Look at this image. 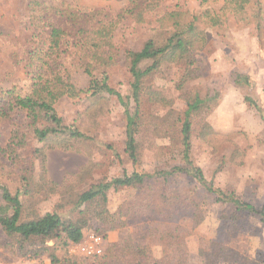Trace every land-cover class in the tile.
<instances>
[{"label":"rangeland","instance_id":"obj_1","mask_svg":"<svg viewBox=\"0 0 264 264\" xmlns=\"http://www.w3.org/2000/svg\"><path fill=\"white\" fill-rule=\"evenodd\" d=\"M39 4L33 8L32 3ZM149 0H0V92L16 88L20 93L31 89L33 73L28 70V55L38 41V36L49 31L51 26L61 27L67 41L76 40L78 46L68 43L62 52L73 53L84 42L95 38L101 27L114 26L113 46L102 47L99 55L111 59L108 68L109 85L123 96L130 93V77L126 70L125 50L138 51L142 43L152 36L162 43L164 34L153 31L155 15L144 14V23L136 25L128 13ZM159 11H188L191 15L204 12L217 17L214 23L204 26V48L196 58L200 66L197 78L181 81L184 65L162 64L149 81L151 89L159 92L169 106L153 104L142 97L139 130L135 136L143 171L167 168L181 163L179 122L176 117L186 106L183 96L198 93L201 97L218 92L217 106L202 116L190 117L191 161L199 167L207 180L224 193H233L237 198L257 208L264 205V0H155ZM37 10L39 20L30 25ZM157 10V11H158ZM35 13V15H37ZM38 19V18H37ZM43 33V34H42ZM86 41H83L86 39ZM81 44V45H80ZM81 65L83 64L82 61ZM79 62L58 64L55 69L73 70L71 82L80 91H85L88 79L82 73ZM75 64V65H74ZM71 71V70H70ZM236 74L243 79L234 83ZM181 87V88H180ZM6 103L0 105V184L12 193L20 192V201L39 215L47 212L66 214L75 194L82 193L90 184L110 179L122 169L130 171L131 162L125 152V112L114 96L106 93L92 97L89 92L76 98H59L54 108L64 125L73 126L85 136L84 140L68 139L62 134L49 135L46 143L27 139L25 148H16L26 160L30 159L34 180L42 174L41 156L33 158L29 152L43 148L45 176L56 187V193L45 194L35 188L31 193L21 192L20 167L13 166L4 151L11 144V133L27 131L25 117L16 110L4 113ZM171 110L173 115H167ZM5 114V115H4ZM167 116V117H166ZM172 120L168 123V120ZM213 133L208 142L200 137L203 123ZM66 142V143H65ZM65 147H67L65 149ZM29 162V161H28ZM13 167L14 171H10ZM84 170L85 176L78 174ZM194 181L183 174L170 178L169 188L196 197L203 215L195 228L188 213L175 211L163 218L154 211L138 214L131 224L107 233L104 239V257L89 260L71 252L70 245L53 250L60 262L76 264H135L147 262V258L159 260L163 249L159 244H150L148 234L170 227L191 230L187 237L190 252L189 264H205L198 255L199 239L220 243L234 251L237 263L217 261V264H264V224L254 215H245L236 220L225 219L235 209L230 204H221L203 191ZM64 187H73L70 195L61 196ZM74 194V195H73ZM138 195L137 190L119 189L108 193L107 209L116 213L126 200ZM3 201L0 199V205ZM62 207H61V206ZM74 216V213H72ZM84 234L90 232L85 229ZM130 235L125 247L124 236ZM9 239L0 228V264H52L48 253L40 247L26 246L22 250L8 248ZM53 241L46 246L52 247ZM125 247V248H124ZM109 250V252H108ZM134 252V254H132Z\"/></svg>","mask_w":264,"mask_h":264},{"label":"trees","instance_id":"obj_2","mask_svg":"<svg viewBox=\"0 0 264 264\" xmlns=\"http://www.w3.org/2000/svg\"><path fill=\"white\" fill-rule=\"evenodd\" d=\"M38 5L36 1L32 3L33 8ZM158 6V1L149 0L146 4L138 6L133 12L128 13L136 25L144 23L145 13L154 14L156 25L152 30L164 34L162 43H157L155 38L150 36L142 43L138 51L130 49L124 51L126 70L131 79L128 95L123 96L110 87L108 68L113 63L111 59H104L98 54L100 48L113 46L111 40L116 22L110 23L109 27L97 29L94 39L91 38L90 42L86 41L87 38L84 39L83 41H86L84 45L70 54L63 53L62 47L68 43L78 46L79 43L77 44L76 40L68 42L64 29L59 26H51L49 31L45 32L46 36L43 33L38 36V41L28 55L27 68L33 73L31 90L28 93H20L16 88H13L0 92V105L4 103L7 105L4 113H7L8 110H16L25 117L27 131L12 132V147H10L11 144L8 145L3 154L12 161L13 166L20 167L21 192L28 194L38 188L39 192L45 191L44 193L48 195L56 193L57 189L44 175L43 148L29 152V156L33 158L41 156L42 159V174L37 181L33 177L30 159L26 160L17 152L16 148H25L27 139L30 138L38 143H46L48 136L54 134H62L69 140L81 141L85 139V136L73 126L64 125L62 119L57 115L54 104L61 97L73 99L80 93L86 92H89L92 97L103 93L114 96L125 112V152L132 166L130 171L122 169L119 175L90 184L86 191L75 194L66 214L47 212L39 215L34 209L27 208L21 203L19 191L12 193L5 185L0 184V199L3 201V204L0 205V228L9 239L8 248L22 250L26 246H36L48 253L52 264H76L68 260L60 262L53 250L55 245L56 247H68L71 243L81 241L85 237V229L90 234L101 235L105 239L107 233L131 224L138 214L146 211H154L163 218L170 217L175 211H184L190 215L192 227L195 228L203 220L198 199L179 192L177 188H169L170 178L181 174L194 181L205 193L213 196L216 202L230 204L234 207L235 210L230 215H224L225 219L236 220L242 214L254 215L264 224V205L257 208L251 203L237 198L233 193H224L207 180L203 171L191 161L189 119L192 115L202 116L203 113H207L217 106L219 94L216 91L208 93L204 97L193 93L182 98L186 108L175 120L180 124L179 143L181 147L179 155L181 163L167 168L159 167L151 172L140 169L141 161L137 152L135 136L140 125L142 97L146 96L147 100L153 104L163 106L171 104V101H167L159 92L151 89L149 81L164 63H182L184 65V75L180 82L197 78L201 72L196 56L206 43L203 28L213 24L214 19L217 20V17H210L206 12L199 15H191L188 11L179 10L162 12L156 9ZM32 11L34 12L32 17L36 18H31L30 25L35 26V21L39 20L40 16L36 9H32ZM76 61L83 62L82 65L81 62L79 63L82 73L88 79L85 91L78 90L71 82L70 72L73 70L70 67L67 70L65 67L63 70L53 68L57 64L62 66L64 63H75ZM243 79L247 80L240 74H236L234 83L240 85ZM174 112L171 110L167 115H173ZM167 122L171 123L172 120L169 119ZM212 133L211 127L204 122L199 134L201 139L208 142V135ZM14 168L10 171H14ZM84 176V170L78 174L80 180ZM119 189L137 190L138 195L132 200L124 201L113 214L107 209L108 193ZM71 191H73V187H64L60 195L69 196ZM190 234L191 230H184L178 226L161 231H151L148 234L150 241L148 245H161L163 255L159 260L147 258L145 264H189L190 252L186 239ZM129 236L125 235L123 239L128 250H130ZM48 241L54 242L52 247L46 246ZM104 246L101 255L84 258L97 260L104 254L107 259L109 256L104 253ZM198 255L204 259L205 264H217L218 260L230 263L239 262V259L236 258V251L203 238L199 239ZM101 264L106 263L103 261Z\"/></svg>","mask_w":264,"mask_h":264},{"label":"built area","instance_id":"obj_3","mask_svg":"<svg viewBox=\"0 0 264 264\" xmlns=\"http://www.w3.org/2000/svg\"><path fill=\"white\" fill-rule=\"evenodd\" d=\"M104 238L101 235L89 234L81 241L71 243V252L85 258L101 255L103 251Z\"/></svg>","mask_w":264,"mask_h":264}]
</instances>
